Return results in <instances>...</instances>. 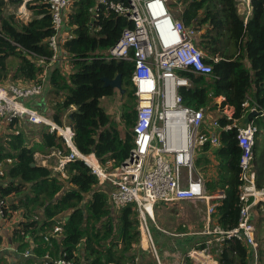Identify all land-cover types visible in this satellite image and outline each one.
I'll use <instances>...</instances> for the list:
<instances>
[{
  "label": "trees",
  "instance_id": "1",
  "mask_svg": "<svg viewBox=\"0 0 264 264\" xmlns=\"http://www.w3.org/2000/svg\"><path fill=\"white\" fill-rule=\"evenodd\" d=\"M24 2L27 11L34 16L29 22L24 23L16 15H4L5 7H21ZM168 5L174 18L199 32L194 43L203 51L204 62L213 67L207 75L180 72L191 82L189 87L179 88L183 104L217 112L216 99L224 97L222 105L233 107V118L241 123L251 108L263 111L264 0H251L253 14L248 21L238 11V0H171ZM96 6V0H77L69 7L64 29L72 38L61 46L68 56V72L60 67L51 71L45 106L55 123L61 125L65 116L70 118L74 144L80 153H93L104 164L111 159L114 166H119L132 148L129 129L135 121L137 100L132 83L133 63L111 58L109 50L118 43L125 29L134 28V23L103 7L99 9V17L92 21L91 9ZM38 13L44 14L41 20ZM54 34L49 0H0V84L42 82L46 65L39 61L53 56L49 39ZM224 39H227L226 44ZM215 57L220 60L215 62ZM118 74L126 90L123 95L104 86V78L113 79ZM117 93L123 98L120 122L123 121L127 129L124 139L119 122L101 106V99ZM246 101L249 105L243 107ZM219 115L222 147L214 151L218 164L213 167L217 177L206 181L205 185L208 193L218 188L224 192L222 199L212 202L216 204L212 218L214 225L229 230L237 225L240 212L241 148L237 129L224 130L232 121L222 113ZM5 122L0 119V172H3L0 199L7 201L5 219L21 212L22 220L12 231V241L18 252H31L27 258L16 254L15 264H48L62 256L87 264H155L140 250L136 206L128 205L115 211L108 189L99 185L97 177L81 160L66 164L65 178L49 166L38 165L37 151L68 153L61 138L49 133L47 127H42L39 144L30 147L24 130L16 126L18 120L7 122L3 128ZM252 122L259 131L264 130V115L255 117ZM202 131L209 133L203 127ZM260 143L256 135L255 158ZM211 147L206 143L199 150L209 151ZM207 163L209 159L205 163L200 160L195 166L201 171ZM257 184L264 186L263 169L257 172ZM261 206L264 209V204ZM62 218L65 219L62 232L54 233L55 225ZM256 227L258 232L263 230L264 216L257 220ZM262 235L258 239V244H262L257 254L259 264H264ZM2 245L0 235V248ZM202 246L200 243L196 247ZM212 254L216 264H252V249L239 240L222 243ZM11 259L0 255V264H10ZM184 259V264H194L187 253Z\"/></svg>",
  "mask_w": 264,
  "mask_h": 264
},
{
  "label": "built area",
  "instance_id": "2",
  "mask_svg": "<svg viewBox=\"0 0 264 264\" xmlns=\"http://www.w3.org/2000/svg\"><path fill=\"white\" fill-rule=\"evenodd\" d=\"M75 1L77 0H49V11L55 30V34L49 39L53 56L51 59L41 58V64L47 65L58 59L62 44L66 39L72 38L69 31H64V18ZM170 1L96 0V8L91 9L93 21L99 17V9L103 7L104 10H112L134 23V28L125 29L118 43L109 50L111 58L133 63L132 83L137 100L135 121L131 129L132 148L128 158L119 166H114L111 159L104 164L93 153H80L74 144L71 123H55L40 110L26 105L27 101L42 97L44 78L37 84H0V119L9 123L25 120L30 125H45L49 133L61 138L68 153L64 155L61 151L54 150L51 155L56 157L55 169L63 177L66 176L67 163L81 160L97 177L99 185L108 189L110 202L116 208L136 206L141 238L145 235L147 239L146 246L140 243V250L143 251L142 247L148 250L150 240L155 264H162L149 228V222H155V206L159 203L170 204L185 200H209L211 197L206 195L204 178L195 166V153L206 143L220 144L218 133H210L220 128L218 119L210 120L209 133L203 132V122L208 110L186 106L179 93L180 87L191 85L190 79L180 74L181 71L207 75L212 72L213 67L204 62L203 51L194 43L199 32L192 27H186L181 20L173 17L168 5ZM238 3L251 6V0H238ZM219 60L218 57L214 58L215 62ZM217 100V111L232 121L224 130L237 129L241 148L240 212L237 225L229 230L214 224L208 226L202 234L207 236L202 242L203 246L189 250L187 257L194 264H216L212 250L227 241L239 240L252 249V264H259V244L256 241L254 223V209L264 204V186H258L257 170L254 167V147L259 130L253 122L242 124L235 120L234 108L228 104L222 105L224 97ZM248 105L249 102L246 101L243 107ZM250 110L259 111L257 108ZM259 115H264V110L259 111ZM215 196L222 199L225 195L221 190ZM6 203L5 199H0L1 218H4ZM215 206L216 204H210L207 208L209 223L212 221ZM64 218L57 222L54 233L62 232ZM29 256L30 250L24 251L23 257ZM48 264L87 263L62 256L48 261Z\"/></svg>",
  "mask_w": 264,
  "mask_h": 264
},
{
  "label": "crops",
  "instance_id": "3",
  "mask_svg": "<svg viewBox=\"0 0 264 264\" xmlns=\"http://www.w3.org/2000/svg\"><path fill=\"white\" fill-rule=\"evenodd\" d=\"M238 11L245 18V21H248L253 14L251 6L247 7L246 5L239 4V3H238ZM25 14L27 15V18L30 20L34 17L33 14L28 11L25 12ZM38 14H40V19L38 20H41L44 17V14L43 13L42 14L38 13ZM64 31L66 30L64 29ZM56 67L62 68L66 73L68 72V56L63 52L62 47H61L59 58L46 65V69H45L46 77L44 79V93L42 97H40L39 100H35V101L32 100V101L26 102V105L28 107H34L37 110H40L47 117H49V113H50L47 109V106H45L47 105V97H48V92H49L48 80H49V75L51 71L55 69ZM7 83H12V82H7ZM122 99L123 98L121 96V100ZM218 100H219V97H218ZM217 112H209V111L206 112V119L203 122L204 131L207 130V132H209L210 127H211L210 120L213 118H218L220 116L219 115L220 112L219 113ZM249 112L251 113V110H249ZM115 120L117 122H120L121 115H120V118H115ZM70 123H71L70 118L65 116L62 120L61 125L70 124ZM243 123H244V120H243ZM7 125H8L7 122H5L2 125V127L5 128ZM16 126L24 130L27 136L26 140L28 142V145H30V147H34L39 144L38 142L41 141L40 132L43 129L40 127H43L45 125H42V126L30 125L25 120H18ZM0 130H1V126H0ZM35 132L36 134H34ZM210 133L212 134L218 133L219 135V129L215 131H211ZM261 134H264V130H260L257 133L259 141L261 142L259 146H260V149L262 150L263 144H264V136L262 137V139H260ZM211 146H212L211 150L209 151H202V150H199L200 148H198L195 153V163L196 161H200V160H201V163H205L207 159H209L210 161V163H207L204 166L205 167L204 169H201V171L198 170L200 175L204 178L205 183L206 181H210L212 180V178L216 179L217 177V174L213 169L214 165L218 164V159L214 155V151L221 148L222 144L221 145L212 144ZM53 151L54 150H46L45 153H41L37 151L35 154V159L38 165L49 166L50 168H53L57 172V170L55 169V163L57 159L55 156L51 155ZM259 156H261V154ZM254 167H255V163H254ZM66 187L68 188L69 185L66 184ZM218 189L216 190V192H212V193L206 192V195L211 197L209 200L207 199H195V200H189V201L185 200V201H179V202H174L170 204L159 203L155 206V209L153 211L155 222L153 221L149 222V228H150V233L152 235V239L154 235L155 242L159 246L161 245V243H163V238H166L168 241L172 242V244H175V246L172 247L173 249H170V250H164L163 248H160L159 246H157L159 250L163 252V259H161V257L159 256L162 264H184L185 253H187L189 250L195 247V246L192 247L191 245H196L197 241L199 243H202L201 241L204 239L202 234L205 231V229L208 226H212L213 224H215V220L212 217H211L212 221L209 223L208 217H207V208L210 204H212V202H214V200L217 199L215 194L221 191ZM110 204L116 210L120 209V208H116L111 202ZM256 209H262L261 211L264 212V209L262 208V206H257ZM20 220H22L21 212L14 214V216H12L9 219H4L0 217V235L3 237V245L0 248V255H3V256L8 255L12 257L10 264H15V258H17L15 256L16 254L17 255L21 254L23 256V252H18V249L15 247L12 241V231ZM152 231H154V234ZM141 239H142L141 245L146 246L147 240H146L145 235H142ZM154 239H153V242H154ZM259 245L261 246L262 244L259 243ZM260 246H259V249H260ZM142 249L143 251L149 252L147 249H145V247L144 248L142 247ZM175 249L179 251L176 252ZM212 257L214 260H216L213 254H212ZM253 260L254 259L252 255V262ZM136 262H138L137 259H136Z\"/></svg>",
  "mask_w": 264,
  "mask_h": 264
},
{
  "label": "rangeland",
  "instance_id": "4",
  "mask_svg": "<svg viewBox=\"0 0 264 264\" xmlns=\"http://www.w3.org/2000/svg\"><path fill=\"white\" fill-rule=\"evenodd\" d=\"M24 5L26 6V2L24 3ZM19 8H20V6L9 7V8L5 7L4 15H6V16L16 15V17H19L24 23L29 22L30 19L27 18L26 14L22 15L19 13V11H23V8H21L18 11ZM26 8H27V6H26ZM27 9H26V12H27ZM224 43L225 44L227 43V39H224ZM101 106L107 111V113H109L111 115V117L120 118V115L122 113V108H123V99L121 100V96L117 93L113 97H106V98L101 99ZM119 124H120L119 125L120 135L124 139L127 129H126L123 121L119 122ZM40 128H42V127H40ZM34 134H36V132ZM129 134H131V129H129ZM263 136H264V134H261L260 139H262ZM258 154L259 155L261 154V156L258 155V157L255 160V167L257 169V172H259L261 169L264 170V144H263L262 150L260 149V146H258ZM254 159H255V157H254ZM114 210L116 211V209H114ZM261 210L262 209H256V208L254 209L255 226H257V220L260 219L261 216H264V212H262ZM258 212H260L261 214H259ZM262 229L263 230L260 232H258V230L256 229V241L257 242H259L258 239H260L262 233L264 234V227ZM152 232L154 234V231H152ZM203 238L204 239L201 242H203L207 238V236L203 235ZM153 239H154V235H153ZM154 242H155V239H154ZM199 244L200 243L197 241L196 245H191V246L192 247L195 246L194 248H197L196 246ZM148 245H149V247H148L149 254L146 256H148L150 259L154 260V257L152 255L153 247H152L150 240H148ZM157 246H159V245L155 242V247L159 253V256L161 257V259H163V252L161 250H159V248ZM173 246H175V244H172V242L168 241L166 238H163V243H161V245L159 247L163 248L164 250H170V249H173L172 248ZM175 251L177 252L179 250L175 249Z\"/></svg>",
  "mask_w": 264,
  "mask_h": 264
},
{
  "label": "water",
  "instance_id": "5",
  "mask_svg": "<svg viewBox=\"0 0 264 264\" xmlns=\"http://www.w3.org/2000/svg\"><path fill=\"white\" fill-rule=\"evenodd\" d=\"M92 21H93V19H92ZM103 81H104L105 87H111V88L117 90L121 95H123L126 91L123 87V84H122L121 74H118L113 79L104 78ZM258 115H259V111H257V110L251 111V113L246 117V119H244V123L247 124V123L251 122L252 119ZM35 165H36V163L33 164V166H35Z\"/></svg>",
  "mask_w": 264,
  "mask_h": 264
},
{
  "label": "bare ground",
  "instance_id": "6",
  "mask_svg": "<svg viewBox=\"0 0 264 264\" xmlns=\"http://www.w3.org/2000/svg\"><path fill=\"white\" fill-rule=\"evenodd\" d=\"M21 8H23V11H19ZM18 11H19L20 14L24 15L25 12H26V7H25V5L21 6V7L18 9Z\"/></svg>",
  "mask_w": 264,
  "mask_h": 264
}]
</instances>
